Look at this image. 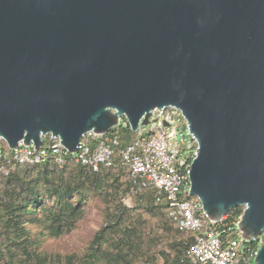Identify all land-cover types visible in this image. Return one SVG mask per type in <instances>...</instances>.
I'll list each match as a JSON object with an SVG mask.
<instances>
[{
    "label": "water",
    "instance_id": "95a60500",
    "mask_svg": "<svg viewBox=\"0 0 264 264\" xmlns=\"http://www.w3.org/2000/svg\"><path fill=\"white\" fill-rule=\"evenodd\" d=\"M198 144L191 195L210 219L244 207L264 264V0H0V138L40 149L155 109Z\"/></svg>",
    "mask_w": 264,
    "mask_h": 264
},
{
    "label": "built area",
    "instance_id": "2783aa9c",
    "mask_svg": "<svg viewBox=\"0 0 264 264\" xmlns=\"http://www.w3.org/2000/svg\"><path fill=\"white\" fill-rule=\"evenodd\" d=\"M121 122L108 133H85L70 153L59 137L44 136L40 149L20 142L14 150L3 147L0 138V176L6 178L24 166L53 161L60 169L69 165L86 167L95 173L126 171L130 194L152 190L154 202L162 206L168 220L192 238L186 252L188 264H255L259 239L247 240L241 222L244 214L232 209L218 220L210 219L203 203L191 195V167L198 144L188 130L182 111L176 107L155 109L147 126L123 146ZM184 125L179 131L178 126Z\"/></svg>",
    "mask_w": 264,
    "mask_h": 264
},
{
    "label": "trees",
    "instance_id": "16d2710c",
    "mask_svg": "<svg viewBox=\"0 0 264 264\" xmlns=\"http://www.w3.org/2000/svg\"><path fill=\"white\" fill-rule=\"evenodd\" d=\"M120 134L123 146L136 136L128 125L122 126ZM73 167L76 166L60 169L53 161H49L42 165L24 166L3 178L4 183L0 188V264H54L55 259L50 262L47 254L38 251L27 222L42 224L47 235L59 238L77 227L87 205L98 198L97 187H102L104 191L100 195L106 197L109 196L108 184L112 186L119 180L116 175L108 174V171L98 174L86 167ZM144 193L140 195L145 196L151 212L163 210L162 206L155 204L152 190ZM234 210L242 213V207ZM124 214L117 208L116 213L108 215L107 225L95 235L82 264H106L105 259L108 264L111 261L117 264L121 260L128 262L126 252L129 251V238L133 232L129 228H122ZM107 240L111 244L105 250ZM191 242L192 238L185 243ZM189 244L182 243L181 249L175 250L176 258L164 253L166 264H188L185 252ZM64 259L65 262L60 258L57 260L59 264L72 263L70 257Z\"/></svg>",
    "mask_w": 264,
    "mask_h": 264
},
{
    "label": "rangeland",
    "instance_id": "374dc122",
    "mask_svg": "<svg viewBox=\"0 0 264 264\" xmlns=\"http://www.w3.org/2000/svg\"><path fill=\"white\" fill-rule=\"evenodd\" d=\"M121 125L125 126L124 122H121ZM177 129L183 130L184 125L178 126ZM2 145L7 146L6 142H2ZM107 173L116 175L119 180L112 186L108 184L109 196L106 197L100 195L104 191L102 187H97L98 198L94 203L87 205L84 217L73 231L53 238L47 235L42 224L27 222V228L38 251L47 254L50 262L55 259L54 264H59V258L65 262V257L71 258V264H82L81 261L95 235L107 225L108 215L116 213L118 208L120 212L125 213L122 228H129L133 232L129 238V251L126 252L128 262L121 260L119 264H166V255L176 258L175 250L181 249L182 243L188 245L189 243L185 242L191 237L176 229L166 217L164 209L151 212L145 202V196L130 194L131 184L126 171ZM3 183L4 179L0 176V188ZM110 244L111 241L107 240L105 250H108ZM105 262L108 264L107 259ZM109 264L117 263L111 261Z\"/></svg>",
    "mask_w": 264,
    "mask_h": 264
}]
</instances>
